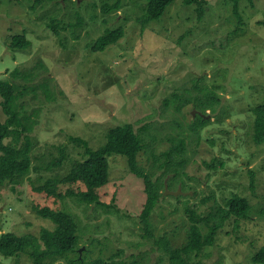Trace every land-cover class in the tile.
I'll return each mask as SVG.
<instances>
[{"label": "rangeland", "instance_id": "1", "mask_svg": "<svg viewBox=\"0 0 264 264\" xmlns=\"http://www.w3.org/2000/svg\"><path fill=\"white\" fill-rule=\"evenodd\" d=\"M206 1L203 16L195 6L175 0L161 19L144 24L145 0H0V80L26 87L19 102L35 124L31 142L36 168L22 185L6 182L1 189L0 238L9 232L33 235L45 247L43 232L55 225L37 214V207H49L75 217L81 256L87 255L88 262L115 256L126 264H169L156 241L166 236L175 247L186 242L187 204L206 216L237 193L251 205L248 218L235 229L226 224L200 258L204 264H258L253 259L264 249V142L253 139L252 110L264 103V0H242L239 16L231 0ZM107 3L120 8L107 14ZM53 19L63 27L59 35L50 27ZM121 27L116 44L92 52L101 36ZM24 32L30 46L10 50L13 35ZM16 70L21 77L13 74ZM207 92L220 98L215 112L194 106ZM198 116L210 123L199 127ZM5 119L0 105V120ZM124 124H133L144 137L138 161L155 178L164 176L156 167L166 160L171 140H185L186 167L176 181L173 174L163 177L164 197L147 223L141 217L145 185L122 156L109 157L104 205L33 191L84 160V149L70 136L97 150L110 129ZM60 145L67 159L61 168L46 171ZM71 189L79 186H60L62 194ZM34 262L27 252L11 258L0 253V264ZM43 264L69 263L62 256Z\"/></svg>", "mask_w": 264, "mask_h": 264}, {"label": "trees", "instance_id": "2", "mask_svg": "<svg viewBox=\"0 0 264 264\" xmlns=\"http://www.w3.org/2000/svg\"><path fill=\"white\" fill-rule=\"evenodd\" d=\"M144 24L161 19L175 0H145ZM233 3L234 13L239 16V5L242 0H231ZM254 3V0H247ZM42 2V1H39ZM206 0H184L185 5L195 6L200 16L204 15ZM120 4L103 5V11L107 14L119 10ZM50 27L59 35L60 26L56 19H53ZM123 35V28L114 31H107L92 46V52L104 51L109 46L116 44ZM31 42L27 35L15 34L12 43L8 45L9 49L14 52L26 50ZM90 46V45H88ZM14 75L21 77L19 70L14 71ZM26 79L28 77H25ZM202 88L200 87V90ZM27 92L26 87L20 89L8 80H0V105L4 114L5 121L0 120V192L6 182L10 184L22 185L30 175L31 171L36 168L33 166V144L31 134L35 124L30 117L22 112V106L19 102ZM177 96L174 95V100ZM187 99L184 104H187ZM170 103L171 101L168 100ZM220 98L213 92H207L205 99L198 98L194 101V106L199 110L210 108L216 111L215 103L218 104ZM253 139L256 143L264 142V103L256 106L253 110ZM210 120H204L203 116H198V126L204 128ZM106 143L99 149H92L89 141L81 137L70 136V141L84 149L83 161H75L69 172L64 176L55 175L52 179L40 186H34L33 191L44 197L54 199H64L66 197L77 198L78 201L86 204L104 205L101 201L102 190L109 183L110 163L109 157L118 155L126 158L130 172L137 178L141 179L145 185L146 202L144 203L141 217L146 223L151 217L153 211L158 206L163 196L165 182L163 177L173 174L172 179L176 181L181 177L182 170L185 169L187 160L183 158L186 153L185 140L182 138H173V147L163 155L165 161L160 163L156 168L163 171L164 176L155 178L142 167L138 161L139 153L145 148L144 137L141 133L135 131L133 124H124L110 129L106 135ZM59 156L53 157L46 164V171L61 168L66 157L65 146L57 147ZM155 162L159 163L156 156ZM219 164H223L219 162ZM209 168H216V165L207 164ZM253 176V175H252ZM77 184L78 191L73 189L67 190L66 194L60 192V186ZM182 187H185L183 182ZM254 186V176L252 187ZM186 188V187H185ZM183 188V190H185ZM13 190H15L13 188ZM213 197V196H212ZM176 198H183L179 196ZM205 201V200H204ZM187 214L190 220L188 228V237L186 242L175 247L168 237L164 236L157 240L163 255L168 256L169 264H204L201 260L206 247L213 246L219 233L225 228L226 224H232L233 228L240 227L239 220L248 218L251 211L249 201L237 193L225 199L223 206H219L208 215L204 216L197 212L195 207L188 208ZM37 214L46 220L52 221L55 225L53 230H44L42 241L45 247L39 243V238L33 235L18 236L15 233H4L0 238V253L6 258L18 257L22 253H29L35 260L34 264H43L46 259H54L65 256L69 264H126L125 262H116L115 256L110 259H98L88 262L87 255L80 253V235L78 223L75 217L64 210H53L49 207H37ZM234 217V218H233ZM152 236V229L145 227ZM70 255H75L69 258ZM142 259L144 257L141 256ZM163 258H160V262ZM253 262L264 263V249L254 257ZM129 264H138L136 261Z\"/></svg>", "mask_w": 264, "mask_h": 264}, {"label": "water", "instance_id": "3", "mask_svg": "<svg viewBox=\"0 0 264 264\" xmlns=\"http://www.w3.org/2000/svg\"><path fill=\"white\" fill-rule=\"evenodd\" d=\"M83 250H84V248H81V249H80V253H82V252H83Z\"/></svg>", "mask_w": 264, "mask_h": 264}]
</instances>
